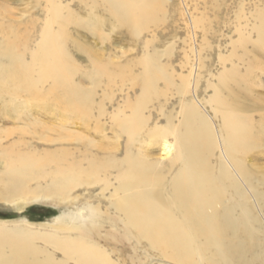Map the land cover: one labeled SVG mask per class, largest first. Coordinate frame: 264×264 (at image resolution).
I'll return each instance as SVG.
<instances>
[{
    "label": "bare ground",
    "instance_id": "bare-ground-1",
    "mask_svg": "<svg viewBox=\"0 0 264 264\" xmlns=\"http://www.w3.org/2000/svg\"><path fill=\"white\" fill-rule=\"evenodd\" d=\"M184 2L196 50L188 21L182 46L158 36L178 0H0V201L73 208L0 220V264H264V114L240 72L251 54L264 75V0Z\"/></svg>",
    "mask_w": 264,
    "mask_h": 264
},
{
    "label": "rangeland",
    "instance_id": "rangeland-1",
    "mask_svg": "<svg viewBox=\"0 0 264 264\" xmlns=\"http://www.w3.org/2000/svg\"><path fill=\"white\" fill-rule=\"evenodd\" d=\"M174 1H176V0H174ZM178 2L181 5V6L180 5L179 6H180V8H182L181 12L182 11L183 12L181 14L183 15V17H180L178 15L179 13L176 9H174L173 7H170V9H169L170 15L168 16L167 21L157 31L158 36L161 40V43H166V42L170 41V39L172 37H174V38H177V39L173 40V41L178 43L177 46L183 45V43H182L183 39L182 38H184L183 37L184 36V34H183L184 33V31H183L184 21L185 22L188 21V19L190 18V14H189V9L186 6L184 0H180V1L178 0ZM175 12H177L178 14ZM177 16H179V18ZM206 16L210 20V23L212 21L214 22V27L212 29L214 31V33L211 35H208L207 37H211V39H216L217 38L216 20H215L214 14H209L207 12ZM182 18H183V20H182ZM189 22H191V21L189 20L187 23L188 24V30L190 29L189 34L191 36V40L192 41L194 40V42H192V45H193V47H195L194 49L196 50L197 45H196L195 32H193L194 30H193L192 24ZM173 24H175V25H173ZM191 28H192V30H191ZM105 32L108 34V39L106 40L107 42L105 41V43L104 42L102 43L98 38L92 36L88 32L80 30V34L84 38V41L87 42L90 46L94 47L95 48L94 50L97 49L98 51L100 50V53H105L106 58L108 57L109 53L113 54V56H118V55H120L121 52H125L127 50H130V48L129 49L127 48V44H128L127 41L125 39H122L121 35L118 34L116 31L111 32V33L108 31H105ZM212 35H213V37H212ZM222 42H223V39H222ZM131 51L133 53L134 52H140V55L144 52L141 50V48H134L133 50L131 49ZM258 51H260V50H258ZM260 53L262 55H264V51H261ZM78 55L75 57V63L82 68H84V67L86 68L87 64H85L84 59H83L86 56L83 54H78ZM175 55H176V51H175ZM176 58L173 57V60L175 61L174 63L177 62ZM261 58H262L261 61L263 60V62H264V56H261ZM245 60H246V58H245ZM120 61H122V59ZM161 61L165 62L167 60H161ZM101 62H103V61H101ZM245 62L246 63L243 66L240 65V72L247 75L248 79H246V80L248 81L249 86L251 88H253L252 93L249 94V97H250V99L252 98L251 101L253 100L252 102L255 103V105L260 107L261 110L257 111L254 114L255 116H259L260 114L261 115L264 114V75L257 73L258 72L257 61L254 58H252L251 54H249V57ZM80 78H82V77H80ZM8 121H9L8 118L1 116V120H0V150L2 147L6 146L9 142H11V139H12L11 136L6 137L2 133L3 131H6L8 129L15 128V126L12 125V123H9ZM73 131L74 132H80L81 130L75 128V129H73ZM161 146L162 145L156 146L154 148L153 153H158L159 148ZM263 153H264V151H262V154L259 151H255L254 153H252L253 155L251 154L249 156V159H248L249 162L248 163L249 164L251 163L250 165L253 167H258L261 170L262 169L264 170V154ZM0 160H1V156H0ZM2 204H3V202L0 201V220L26 221L27 223H31L34 225H44L47 223H52L53 220H54L53 222H55L56 217L60 216L63 213H70L73 211V208L71 205H67V206L62 205V206L54 207L50 203L43 202V201L30 202L27 205H25L21 210L7 209L8 205L6 206L3 204V207H2ZM158 258H156V256L152 257V258H148V259L144 258L145 262L142 264H169L168 262L162 260L161 258H159V259ZM170 264H172V263H170Z\"/></svg>",
    "mask_w": 264,
    "mask_h": 264
}]
</instances>
